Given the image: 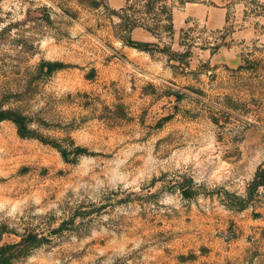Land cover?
<instances>
[{"label": "rangeland", "instance_id": "374dc122", "mask_svg": "<svg viewBox=\"0 0 264 264\" xmlns=\"http://www.w3.org/2000/svg\"><path fill=\"white\" fill-rule=\"evenodd\" d=\"M169 3L202 11L140 51L108 0H0V109L34 134L0 123L17 264H264V0Z\"/></svg>", "mask_w": 264, "mask_h": 264}, {"label": "trees", "instance_id": "16d2710c", "mask_svg": "<svg viewBox=\"0 0 264 264\" xmlns=\"http://www.w3.org/2000/svg\"><path fill=\"white\" fill-rule=\"evenodd\" d=\"M95 1V0H94ZM176 4L182 6L188 3H196L198 0H175ZM170 0H137L132 2L128 0L124 7L119 11H115L120 19L118 28L123 33L121 39L125 46L138 49L140 51H150L157 44L135 40L132 38V33L135 29H142L147 33L160 37V32H165L170 36L175 33L173 22V5H170ZM96 3V2H93ZM96 6H99L96 4ZM63 66L59 62L44 61L40 63V70H46L47 74H51ZM10 120L18 128L19 135L23 138L34 137L28 128L27 117L22 113L0 109V123ZM86 150L78 148L77 152L82 153ZM65 154V151H61ZM264 187V168L260 169L253 181L252 189ZM28 238L36 241L37 238L28 236L23 239L26 242ZM40 241V240H38ZM22 243L5 245L0 248V264H17L15 262L14 251L21 246ZM35 245V244H34Z\"/></svg>", "mask_w": 264, "mask_h": 264}, {"label": "crops", "instance_id": "0c3cea01", "mask_svg": "<svg viewBox=\"0 0 264 264\" xmlns=\"http://www.w3.org/2000/svg\"><path fill=\"white\" fill-rule=\"evenodd\" d=\"M109 1V5H111L113 8L116 9H120L122 7L125 6L126 2L128 0H108ZM186 5H192V3H188ZM184 7V6H183ZM197 9H199V11L202 8H193L190 10V12H187L185 14V20H181L183 18L180 17V15L176 14V11H173V22H174V30H181V28L185 25H187V20L189 19V17L196 15L195 11H197ZM202 11V10H201ZM214 15H211V11H209V15L207 19V24L213 28H221L223 27L224 23H225V13H223L222 11L217 13V12H213ZM138 31V29H135L133 32Z\"/></svg>", "mask_w": 264, "mask_h": 264}]
</instances>
